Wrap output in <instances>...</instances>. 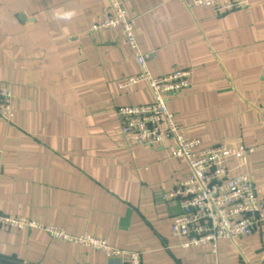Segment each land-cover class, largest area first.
I'll return each mask as SVG.
<instances>
[{
  "label": "crops",
  "instance_id": "obj_1",
  "mask_svg": "<svg viewBox=\"0 0 264 264\" xmlns=\"http://www.w3.org/2000/svg\"><path fill=\"white\" fill-rule=\"evenodd\" d=\"M155 77L188 69L190 87L167 101L174 123L200 148L239 141L243 170L264 198V0L217 15L193 0H122ZM106 0H0V83L12 94L0 119V211L71 237L89 235L140 255V264H264V224L251 236L182 249L170 233L176 202L156 203L188 174L172 142L128 145L117 109L148 104L119 29L89 33ZM236 161L228 162L232 169ZM235 172L231 171L229 175ZM10 264H119L40 229L0 227ZM2 264V263H0Z\"/></svg>",
  "mask_w": 264,
  "mask_h": 264
},
{
  "label": "built area",
  "instance_id": "obj_2",
  "mask_svg": "<svg viewBox=\"0 0 264 264\" xmlns=\"http://www.w3.org/2000/svg\"><path fill=\"white\" fill-rule=\"evenodd\" d=\"M193 5L206 8L217 15L246 8L248 0H193ZM135 20L123 9L122 0H106L103 17L90 25L91 34L119 29L132 53L139 73L119 81L118 89L126 91L144 83L152 101L148 104L119 107L116 111L120 133L128 145L152 148L172 142L169 158H182L188 174L168 190L155 193L156 203L176 202L179 212L170 223V233L180 239V247L210 246L214 251L219 240L251 236L264 224V198L257 197L250 176L243 170L253 149L239 141L224 142L200 148L199 141L184 137L167 109L169 98L180 95L190 87L188 69H178L155 77L146 61L151 53H142L134 37ZM13 117L10 88L0 83V119L10 124ZM236 165L228 168V162ZM231 171L235 173L229 175ZM0 227L10 230L40 229L56 240L79 245L102 253L109 261L119 264H140L136 252L113 248L99 238L89 235L71 237L53 226H39L23 218L0 211Z\"/></svg>",
  "mask_w": 264,
  "mask_h": 264
},
{
  "label": "water",
  "instance_id": "obj_3",
  "mask_svg": "<svg viewBox=\"0 0 264 264\" xmlns=\"http://www.w3.org/2000/svg\"><path fill=\"white\" fill-rule=\"evenodd\" d=\"M0 263H2V264H10V263H8L6 261H3V260H0Z\"/></svg>",
  "mask_w": 264,
  "mask_h": 264
}]
</instances>
